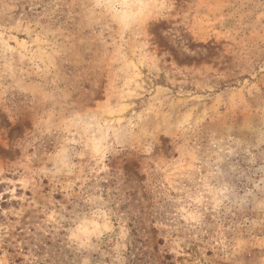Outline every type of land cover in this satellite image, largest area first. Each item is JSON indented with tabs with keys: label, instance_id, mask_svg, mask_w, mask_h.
<instances>
[{
	"label": "rangeland",
	"instance_id": "374dc122",
	"mask_svg": "<svg viewBox=\"0 0 264 264\" xmlns=\"http://www.w3.org/2000/svg\"><path fill=\"white\" fill-rule=\"evenodd\" d=\"M0 264H264V0H0Z\"/></svg>",
	"mask_w": 264,
	"mask_h": 264
}]
</instances>
